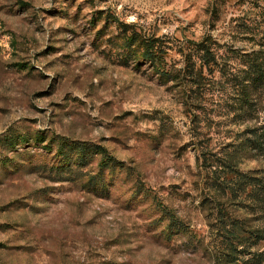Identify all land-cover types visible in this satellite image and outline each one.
<instances>
[{"label": "rangeland", "instance_id": "374dc122", "mask_svg": "<svg viewBox=\"0 0 264 264\" xmlns=\"http://www.w3.org/2000/svg\"><path fill=\"white\" fill-rule=\"evenodd\" d=\"M263 7L0 0V264H231L218 261V211L245 231L259 224L218 198L211 177L238 134L264 117V106L244 122L234 115L226 80L257 48ZM132 32L162 40L176 81L128 57ZM206 36L217 53L210 68L192 52ZM7 135L27 142L10 147L1 142ZM60 144H87L93 156L65 170ZM99 148L112 165L100 167ZM160 206L185 229L165 237Z\"/></svg>", "mask_w": 264, "mask_h": 264}, {"label": "trees", "instance_id": "16d2710c", "mask_svg": "<svg viewBox=\"0 0 264 264\" xmlns=\"http://www.w3.org/2000/svg\"><path fill=\"white\" fill-rule=\"evenodd\" d=\"M261 39L257 43V48L239 56L240 68L230 74L226 80L229 86L234 89L233 114L247 121L251 118L252 112H257L264 106V7L260 13ZM128 57H133L139 61H144L152 66L154 73L163 81H176L177 75H172L170 70L163 66L164 44L161 39L154 37H142L132 32L125 36L123 42ZM214 42L204 37L193 44L192 52L198 56L200 62L210 68L216 65L215 56L217 53L213 49ZM187 79H195L193 70L186 74ZM264 113V112H263ZM258 123V122H257ZM230 146V150L219 157L216 168L212 171V188L218 198H223L238 206V210H243L246 216L251 215L259 225L251 226L248 231L243 230V223L234 217H225L222 210H219L222 253L218 261L236 264H264V167L254 169L240 168V164L245 160L258 158L264 162V117L257 125L245 127ZM3 139V138H2ZM13 145L27 142L25 136L7 135L1 142ZM100 149V148H99ZM57 159L61 161V167L68 170L69 165H80L86 162L91 153V148L87 144H75L67 147L60 144L58 147ZM67 151H73L69 156ZM100 167L110 166L115 161L107 157L104 150L100 149ZM93 155H90V157ZM60 166L54 168V172L64 171ZM92 179V178H91ZM94 179V178H93ZM92 179L91 183L96 182ZM162 207V206H160ZM162 214L167 217V225L163 228L165 237L170 238L175 231H183L184 225L168 212L164 207Z\"/></svg>", "mask_w": 264, "mask_h": 264}]
</instances>
